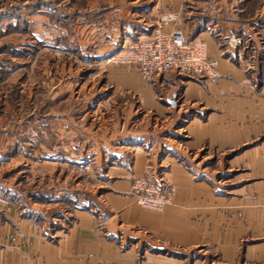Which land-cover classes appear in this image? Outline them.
<instances>
[{
  "label": "crops",
  "instance_id": "0c3cea01",
  "mask_svg": "<svg viewBox=\"0 0 264 264\" xmlns=\"http://www.w3.org/2000/svg\"><path fill=\"white\" fill-rule=\"evenodd\" d=\"M113 3L111 43L120 37L126 42L136 35L148 38L155 22L169 11L181 16L190 44L217 61V77L212 85L205 75L170 71L186 78L180 80L179 92L185 102L202 103L211 111L204 119L188 122L189 138L182 150L169 134L129 132L126 141L115 144L112 135L106 136L111 138L104 142L110 161L95 204L67 207L53 215L49 207L32 209L35 218L25 209L0 213V264H204L206 253L209 264L263 261L264 247L251 251L241 242L253 222L255 230L264 228V207L258 205L231 222L228 196L215 191L203 177L204 168L199 171L200 162L187 161L183 149L204 143L222 149L264 134V0ZM172 26L170 22L165 28ZM137 79L129 73L120 85L135 91L144 106L170 111L156 99L152 83ZM239 156L255 178L238 188L240 201L263 203L264 139ZM150 177L173 188L171 203L160 211L141 207L130 194L134 182Z\"/></svg>",
  "mask_w": 264,
  "mask_h": 264
},
{
  "label": "rangeland",
  "instance_id": "374dc122",
  "mask_svg": "<svg viewBox=\"0 0 264 264\" xmlns=\"http://www.w3.org/2000/svg\"><path fill=\"white\" fill-rule=\"evenodd\" d=\"M113 7V0H0L1 215L25 209L35 218L32 209L49 207L53 215L95 204L110 161L104 142L111 138L106 136L112 135L115 144L126 141L129 132L169 134L182 150L189 138L188 122L211 111L202 103L185 102L179 92L180 80L186 78L170 70L146 81L133 67L107 61L125 43L123 37L108 42ZM129 73L152 83L156 99L170 111L156 112L135 91L122 87ZM263 139L264 134L222 149L206 143L183 149L187 161L200 162L199 171L204 168L203 177L215 191L228 196L231 222L258 205L264 207V202L240 201L238 190L255 180L239 155ZM156 179L147 181L161 186ZM135 186L130 194L137 202L140 191ZM250 227L241 245L257 251L264 247V228L255 230L254 222ZM208 255H202L204 264L211 261ZM245 264H264V259Z\"/></svg>",
  "mask_w": 264,
  "mask_h": 264
},
{
  "label": "built area",
  "instance_id": "2783aa9c",
  "mask_svg": "<svg viewBox=\"0 0 264 264\" xmlns=\"http://www.w3.org/2000/svg\"><path fill=\"white\" fill-rule=\"evenodd\" d=\"M170 22L173 26L166 30ZM181 24V16L169 11L155 22L148 38L136 35L131 41H125L122 49L107 60L133 67L146 81L162 72L177 69L185 75H205L214 82L217 61L190 44ZM136 186L133 187L135 191H140L137 202L146 208H161L171 201L173 188L169 185L149 184L143 179L137 181Z\"/></svg>",
  "mask_w": 264,
  "mask_h": 264
},
{
  "label": "bare ground",
  "instance_id": "6f19581e",
  "mask_svg": "<svg viewBox=\"0 0 264 264\" xmlns=\"http://www.w3.org/2000/svg\"><path fill=\"white\" fill-rule=\"evenodd\" d=\"M107 61H109V60H107Z\"/></svg>",
  "mask_w": 264,
  "mask_h": 264
}]
</instances>
